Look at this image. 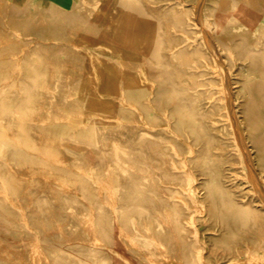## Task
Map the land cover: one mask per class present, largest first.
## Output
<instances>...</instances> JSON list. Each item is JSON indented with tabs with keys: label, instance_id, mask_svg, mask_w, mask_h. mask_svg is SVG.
I'll return each mask as SVG.
<instances>
[{
	"label": "bare ground",
	"instance_id": "bare-ground-1",
	"mask_svg": "<svg viewBox=\"0 0 264 264\" xmlns=\"http://www.w3.org/2000/svg\"><path fill=\"white\" fill-rule=\"evenodd\" d=\"M0 264H264V0H0Z\"/></svg>",
	"mask_w": 264,
	"mask_h": 264
}]
</instances>
